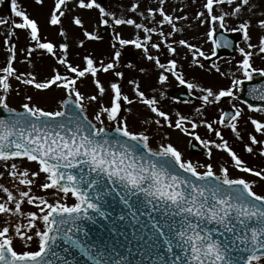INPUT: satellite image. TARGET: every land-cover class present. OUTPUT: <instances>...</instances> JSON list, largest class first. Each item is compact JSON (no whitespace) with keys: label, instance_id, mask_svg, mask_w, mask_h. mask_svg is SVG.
Listing matches in <instances>:
<instances>
[{"label":"snow or ice","instance_id":"1","mask_svg":"<svg viewBox=\"0 0 264 264\" xmlns=\"http://www.w3.org/2000/svg\"><path fill=\"white\" fill-rule=\"evenodd\" d=\"M190 2L199 4L191 17L184 0L175 4L128 0L119 15L101 0H53L46 23L64 38L57 43L43 34L39 21L20 0H8L10 14L0 16L6 52L0 65V109L7 113L0 115V179L5 181L0 182V264H81L68 258L74 251L93 264H128L115 249L109 254L79 235L87 236L84 221H95L97 216L109 219L104 196L111 194L128 209L118 220L131 217L140 223L139 216H148V223L141 226L151 225L145 244L154 241L153 264L157 258L158 264H264V167L250 166L223 134L229 130L243 142L245 152L264 157V83H252L247 90L249 97L261 103L241 99L245 82L256 77L264 81V67L255 64L256 58L264 61V0ZM35 3L43 7L45 0ZM87 12H95L99 24L112 26L110 52L107 59L87 53L74 62L65 20L82 31V38H75L78 48L101 39L85 27L81 13ZM190 19L197 22V30L206 28L203 37L211 43L208 51L182 35L192 27L184 23ZM231 19L238 21L235 27L229 25ZM122 27L133 29V36L126 38L118 30ZM19 32L24 33L23 48L13 40ZM228 32L239 34L243 46L235 45L240 58L227 61L225 71L212 58L218 49L233 47L224 35ZM128 48L138 50L141 59L151 64L156 82L146 91L141 80L127 79L131 96L123 90L126 72L121 67L136 69L149 80L153 74L134 63L122 65ZM18 53L24 54L23 60H18ZM34 56L54 61L43 79L16 67V63L34 66ZM177 57L189 67L218 74L228 84L213 86L188 79ZM101 73L114 79L106 86ZM89 77L93 94H85L78 86ZM171 80L195 98L197 103L172 97L189 105L190 115L161 106L166 97L163 89ZM13 81L38 92L58 90L62 93L58 107L47 110L33 103L30 94H25L19 110L11 107L10 94H20ZM225 98L230 110L218 108ZM133 105L146 113L139 130L130 127L125 115L133 113ZM210 108L218 109L215 118H209ZM201 126L211 134L208 138L198 134ZM172 132L190 137L189 144L198 142L208 162L185 158L171 142ZM154 136L160 137L155 147ZM214 150L229 159L221 158L214 165ZM228 165L245 175L233 178Z\"/></svg>","mask_w":264,"mask_h":264},{"label":"rangeland","instance_id":"2","mask_svg":"<svg viewBox=\"0 0 264 264\" xmlns=\"http://www.w3.org/2000/svg\"><path fill=\"white\" fill-rule=\"evenodd\" d=\"M101 2L103 3V5L106 8H115L117 11V14H120V9L123 5L128 3V0H101ZM179 0H170V3H178ZM20 3L23 6L27 7L28 12L34 17L36 18L41 26V29L43 31V34L45 36H47L48 39L54 41V42H64V38L59 36L58 34V29L51 27L49 25H47L46 23V19H47V15L48 12L50 10V7L53 3V0H45V4L43 7L37 5L35 3V0H20ZM184 4L187 5V12L188 15L191 17L192 15H194L195 10H197L199 8V4H191L190 0H184ZM6 8L4 7L3 4H0V16H6ZM83 19L85 20V27L89 30V31H93L95 30V28L97 26H99L100 24L98 23V19H97V14L95 12H87V13H81ZM185 25H187L188 23L192 24L191 28H187L185 33H183L182 35L186 38H188L189 40H191L194 43H200L203 45V48L205 51H208L210 49V46L207 43L204 42V37H203V33L206 31V28L203 26H199V30H197V22L194 20H189V21H185L184 22ZM238 23L237 20L235 19H231L229 20V25L232 27H235L236 24ZM253 23H255V21H253ZM111 29V34L113 35V29L111 25H108ZM65 27L68 29L69 32V37L70 39L68 40L69 44H70V58H74V62H78L79 61V57L87 54V53H91L94 54L97 58H104L107 59L108 54L110 52V44L112 42V35L111 38L107 41V43H109V46L107 48L106 45H104V48L102 49H106V51L101 55L98 51V46H93L92 41L90 42H86V45L83 48H78L77 44H76V37H80L82 38V31L79 30H75V28L77 29V27L75 26H69L68 21L65 20ZM122 32V34L126 37H132L133 36V29H131L130 27H122L120 29H118ZM167 30V29H166ZM4 32H5V27L4 26H0V65H3L4 60L6 58V52L4 49V45H3V40H4ZM229 34H237V33H232V32H228ZM257 34V29H253V38H254V42H255V37ZM179 38V37H177ZM13 40L17 43L18 48H23L26 46V41H25V37H24V33L23 32H19V37L17 38H13ZM96 44H101V43H96ZM238 44H241V46H243V42L242 39H239ZM181 54L183 55L184 50L181 49ZM23 53H18V60H23ZM233 58H235L236 60H238L240 58L239 53L236 52L234 54V56L232 58L229 59H217L216 57H213L212 60L215 61L216 63H218L222 69H224L225 71L228 70V64L227 61L232 60L233 63L235 62L233 60ZM163 59V57H162ZM177 59L180 60L181 65H183L184 70H185V74L187 76L188 79H195L203 84H208V85H213V86H226L228 81L225 80L224 78H221L218 76V74H215L214 72L209 73L206 72L204 70H200L199 68L196 67H189L188 62L181 59L180 57H177ZM33 62H34V66L33 65H29L27 63H16V67L18 68L19 71H33L36 75L38 79H43L52 69V67H54V61L50 58H48L47 56H45L44 58H40L39 56H34L33 58ZM128 63H134L137 64L138 66H144L150 69V71L153 74V79L149 80L144 74L139 73L136 69H132V70H127L124 67H121L120 70L125 71L126 72V78L125 80L122 82L123 83V90L126 94H129L130 96L132 95L131 93V86H129L127 84V79H131L133 77L141 80L142 83V87L145 88L146 91H148V85L152 84L155 85V78H154V72L155 70L152 69L151 64L145 60L141 59V55L140 52L138 50H135L133 48H128L124 51V55L122 56V65H126ZM206 63H210V62H206ZM255 64H258L259 67H264V61H262L259 58H256L255 60ZM61 71H63V69H61ZM100 78L101 80L105 83V85L107 86L108 82L110 79H114V77L111 76H106L105 74L101 73L100 74ZM85 81H88V83H86ZM13 86L14 89L19 87L20 89V94L16 95L15 91H13L10 96H9V103L11 107H16L18 110L20 109V105L25 102L24 101V96L25 94H30L33 95V103H36L37 105L44 107L47 110H55L58 105H59V100L62 97V93H60L58 90H53V92H38L35 89H31L30 87H26L23 85H18L17 82L13 81ZM78 86L80 87V90L82 92H84L85 94H93L94 92V85L91 83V78H87L84 79L82 82H78ZM178 84L174 81L171 80L169 85H166L164 87V91L166 92V97L161 101V106L165 109V110H170L173 113L176 110H179L185 114H191L192 113V109L189 105H185L183 103H179L177 101H174L171 99L170 94L172 92V90L177 87ZM107 97H105V100L107 101ZM197 103V102H195ZM223 103H225L226 105L229 103L227 99H225L223 101ZM221 103L218 108H222L224 106V104ZM133 113L132 114H127L125 113V115H128V119H129V125L133 130H139L141 129L143 126L142 124V118L143 116L146 114L145 110L142 109L139 105H133ZM215 110V111H214ZM214 111V113H212ZM212 113V115H211ZM218 113V109H209V118L211 117H216V114ZM94 114L93 109L90 107L89 108V116L91 118V116ZM258 115V114H257ZM241 129H245V125L243 123V121H241L240 124ZM247 130H251L250 125L247 126ZM227 133H229L231 136L232 133L229 130H226ZM198 134L201 135L203 138H208L211 134L206 132V129L201 126L198 129ZM160 137L159 136H154L153 137V147L156 146V143L159 141ZM190 137H186L183 136L182 134L176 133V132H172L171 134V142L174 143L185 155V158L191 159L193 160L194 157L190 156L187 151H186V145L189 141ZM246 139V137H245ZM229 142H232V139H228ZM240 144L242 145V147H240ZM232 146L235 147L236 146V151L239 154H242V150L241 148H243V142L238 141V144H234L232 143ZM216 151V150H215ZM219 152V151H218ZM221 153V156L225 159L226 154ZM255 156L259 157L258 152L257 154H255ZM201 163L204 162H208V160H204V161H199ZM214 165H219V163H221L219 161V163L217 162V160H213L211 161ZM247 162V161H246ZM31 167H35V165H30ZM3 170V169H0ZM231 171V175H237V172L235 169L230 170ZM242 175V174H240ZM239 176V175H238ZM0 182H5L3 179H0ZM260 191V188H257ZM38 194H44V193H40L39 189H34ZM69 203H72L73 200L69 199L68 201ZM31 207V206H28Z\"/></svg>","mask_w":264,"mask_h":264},{"label":"water","instance_id":"3","mask_svg":"<svg viewBox=\"0 0 264 264\" xmlns=\"http://www.w3.org/2000/svg\"><path fill=\"white\" fill-rule=\"evenodd\" d=\"M5 4H6V6H8V0H5ZM96 33L99 35L100 38H108V36H109V32H108L107 28H100L96 31ZM180 92H183V91L177 90L174 93V97L180 98L181 97ZM0 115L7 116V113L4 112L2 109H0ZM107 196H109V197L106 198V195L104 196V210L109 214V219H107V220L105 219L104 222L110 224L111 227L116 230V233L114 235H111L112 236L111 238L106 239L107 240L106 242H103V240H105V239L99 241V237L96 236L98 243L100 245L99 244L97 245L96 243H94V244L99 246V248L102 250L106 249L107 253H109V254L112 252V249H115L117 252L121 253V250L124 247L127 239L121 238V235L119 233H117V230L120 228V226L116 222L120 221V220L117 219V217H118V215L116 214V206L117 205H115L112 202H116L117 204H122V203L120 202L119 198L117 196H115V194H111V195H107ZM90 212H91V210H90ZM154 216H156V218L159 219L158 214L154 213ZM96 220H99L98 216H97ZM139 220H140V223H136V222L130 220L129 228L132 229L135 225H138V226L134 227V231L136 232V234L137 235H144L147 239H149V237L151 236V231L149 230L151 228V226H149V228H143L141 226L143 224V222L141 221L140 217H139ZM147 221H148V219H147ZM112 225H115V226H112ZM124 229L128 230V228H126V227H124ZM110 231L111 230L107 229L108 233H110ZM88 238L89 237H85L82 240L89 241ZM137 242H140V240ZM141 242H144V241H141ZM151 242L153 243L154 241H151ZM152 243L150 245H152ZM63 247H64V245L61 241V248H63ZM132 247H134V246H132ZM61 248H58L57 251H60ZM156 251H157V249H156ZM160 251H163V250L160 249ZM135 252H137V251H135ZM73 254H75V257L73 256V258H75V259L78 258V260H80L81 264H93V262L91 260H87L86 258L82 257L78 251H74ZM61 255H64V253L61 252ZM68 258L70 259L71 256Z\"/></svg>","mask_w":264,"mask_h":264},{"label":"flooded vegetation","instance_id":"4","mask_svg":"<svg viewBox=\"0 0 264 264\" xmlns=\"http://www.w3.org/2000/svg\"><path fill=\"white\" fill-rule=\"evenodd\" d=\"M242 106V105H240ZM243 107V106H242ZM263 163H264V158L263 157H259L258 159H254L252 161H248V164L252 167H263ZM248 178H251L250 176ZM257 191H259L258 189H256Z\"/></svg>","mask_w":264,"mask_h":264}]
</instances>
